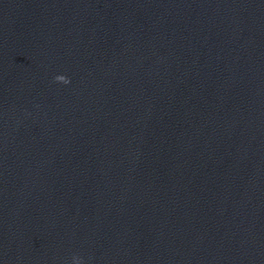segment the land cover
<instances>
[{
  "label": "water",
  "instance_id": "95a60500",
  "mask_svg": "<svg viewBox=\"0 0 264 264\" xmlns=\"http://www.w3.org/2000/svg\"><path fill=\"white\" fill-rule=\"evenodd\" d=\"M0 264H264V0H0Z\"/></svg>",
  "mask_w": 264,
  "mask_h": 264
},
{
  "label": "clouds",
  "instance_id": "9594fccd",
  "mask_svg": "<svg viewBox=\"0 0 264 264\" xmlns=\"http://www.w3.org/2000/svg\"><path fill=\"white\" fill-rule=\"evenodd\" d=\"M57 82L68 84L70 81L64 75H58L54 78Z\"/></svg>",
  "mask_w": 264,
  "mask_h": 264
}]
</instances>
